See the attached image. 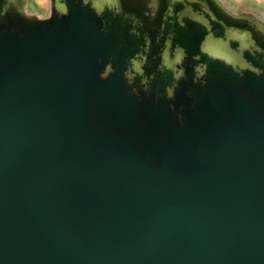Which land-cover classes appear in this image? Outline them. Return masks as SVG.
I'll return each instance as SVG.
<instances>
[{
  "label": "water",
  "instance_id": "1",
  "mask_svg": "<svg viewBox=\"0 0 264 264\" xmlns=\"http://www.w3.org/2000/svg\"><path fill=\"white\" fill-rule=\"evenodd\" d=\"M23 3L0 0V264H264V57L197 35L186 75H137L124 3Z\"/></svg>",
  "mask_w": 264,
  "mask_h": 264
},
{
  "label": "flooded vegetation",
  "instance_id": "2",
  "mask_svg": "<svg viewBox=\"0 0 264 264\" xmlns=\"http://www.w3.org/2000/svg\"><path fill=\"white\" fill-rule=\"evenodd\" d=\"M62 1L64 0H49L46 8H41L35 3H28V5L32 8L36 5L38 11L42 12L39 16L46 19L44 16L48 18V15L50 17L54 12H58ZM96 1L104 5L114 16L118 14L117 8L120 13L122 12V3L126 6L124 9L130 10L126 12L125 17L132 26L134 34H142L145 38L142 46L140 45L143 49L134 61L137 75H148L144 71L143 63L146 57L150 56L149 54H152L158 64V72L150 75L166 74L171 67L173 68L172 75H186L187 61L183 56H175L172 50L173 42L176 39H179L180 43L185 42L180 38H196L197 35L202 37V42L205 41L204 38H208L210 42L213 37L216 38L215 42L219 38L225 44L224 48H230L231 52L237 56L251 51L264 57V44H254L246 34L239 31H237L239 33H233L235 30L223 22V20L230 21V19L220 13L211 0H153L154 4H149L153 8L150 11L140 6L142 4L135 0ZM229 63H232V60ZM194 74L204 75L205 73L195 68Z\"/></svg>",
  "mask_w": 264,
  "mask_h": 264
},
{
  "label": "rangeland",
  "instance_id": "3",
  "mask_svg": "<svg viewBox=\"0 0 264 264\" xmlns=\"http://www.w3.org/2000/svg\"><path fill=\"white\" fill-rule=\"evenodd\" d=\"M26 3L36 4L41 8H46L49 0H22ZM142 4L143 8L153 10L149 5H153V0H135ZM217 10L225 15L228 19L235 23L251 25L260 36L261 41L264 43V0H211ZM35 5L33 8L30 5L23 3L20 7L22 12L27 18L33 19L42 12H39L38 7ZM42 19L43 17L40 16ZM49 17V15H48ZM47 18V16H44Z\"/></svg>",
  "mask_w": 264,
  "mask_h": 264
}]
</instances>
